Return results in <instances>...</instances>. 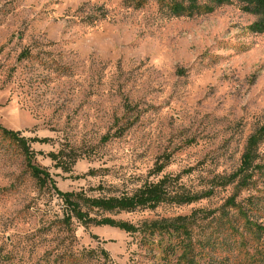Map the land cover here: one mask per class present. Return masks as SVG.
<instances>
[{
	"label": "rangeland",
	"instance_id": "374dc122",
	"mask_svg": "<svg viewBox=\"0 0 264 264\" xmlns=\"http://www.w3.org/2000/svg\"><path fill=\"white\" fill-rule=\"evenodd\" d=\"M256 20L237 2L175 18L156 0H0V126L47 139L30 148L53 181L40 187L0 134V264H176L178 255L163 258L167 236L150 246L118 228L66 225L56 190L118 197L169 174L201 192L233 173L264 126ZM59 152L68 172L48 157ZM256 163L264 165V139ZM250 188L236 201L254 196L264 225V172ZM234 193L229 186L191 205L90 215L134 225L199 209L218 215ZM215 221H197L190 241L206 262L264 264V237L243 231L233 237L246 242L233 248Z\"/></svg>",
	"mask_w": 264,
	"mask_h": 264
},
{
	"label": "trees",
	"instance_id": "16d2710c",
	"mask_svg": "<svg viewBox=\"0 0 264 264\" xmlns=\"http://www.w3.org/2000/svg\"><path fill=\"white\" fill-rule=\"evenodd\" d=\"M160 5L167 8L172 17H193L207 13L216 7L237 2L242 5L244 12L251 13L257 17V20L249 27L251 32L256 34L264 33V0H156ZM0 134L10 140L20 149L25 167L27 168L32 179L43 187L47 181L53 184L49 173L37 166L34 162L35 154L30 148L31 142L46 143L47 139L29 140L20 135L19 132H13L0 126ZM264 139V126L257 129L246 142L244 153L241 156L238 168L228 176H218L212 179L210 187L206 191L190 192L185 190L179 184V176L169 174L163 175L155 182L145 183L131 195L109 196V197H87L82 192L62 193L56 190L58 196L62 199L67 209L64 219L66 225L72 220L82 226H108L118 228L127 234H138L142 236V242L145 245H153L154 240L158 236H167L168 243L163 247V258L170 259L177 256L176 264H199L198 261L203 260V264H213L210 259L206 262V255L196 248H191L190 241L194 235L196 222L200 220L211 221L216 220L218 234H223L226 239L232 240V246H243L245 241L241 237L240 241L235 240L233 236H240L241 232L251 234L256 240L264 237V225L257 220L260 217L259 204L254 196H248L243 201H236L242 191L251 190L253 185V177L256 172H264V165H258L259 145ZM107 139H104V141ZM49 153L48 157L51 161L56 162V167L63 172L70 169L61 162V155ZM75 163L73 160L72 165ZM164 169L163 164L156 163L152 174L159 175ZM233 186L235 193L229 197L225 203L229 209L217 214V211L196 210L188 216H178L170 220L143 222L134 225L124 221H116L110 217L96 218L90 213H107L118 214L121 212H133L138 209L153 210L161 204L174 205H191L203 199L210 198L217 188H225ZM232 210L235 213H230ZM175 241V244L171 242ZM207 246L200 242L199 248ZM102 254L108 257L104 250Z\"/></svg>",
	"mask_w": 264,
	"mask_h": 264
}]
</instances>
